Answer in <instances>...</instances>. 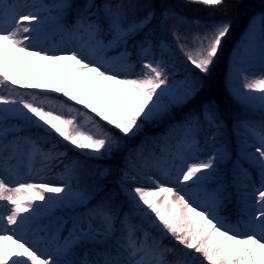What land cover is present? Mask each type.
<instances>
[{
	"label": "snow or ice",
	"instance_id": "snow-or-ice-1",
	"mask_svg": "<svg viewBox=\"0 0 264 264\" xmlns=\"http://www.w3.org/2000/svg\"><path fill=\"white\" fill-rule=\"evenodd\" d=\"M185 2L225 5V0ZM170 20L201 27L162 0L80 5L0 0V92L6 93L0 94V208L6 213L0 214V264H264V120L237 119L233 125L241 137L234 179L245 181V188L254 183L249 168L260 178L259 186L241 197L234 222L221 214L232 202L226 185L207 187L219 163L230 159L226 146L220 144L206 159L193 156L202 124L213 130V141L223 134L225 121L214 100L184 119L174 151L160 146L159 154L146 153L141 145L135 165L126 159L118 190L99 182L110 168L101 169L91 187L74 188L78 162L63 164L67 152L58 145L94 159L111 157L122 138L137 135L197 95V77H186L181 86L170 82L166 57L175 49L156 39ZM203 29L190 42H181L175 25L169 32L184 63L207 76L231 23L221 20ZM54 36L59 42L46 47ZM249 47L255 58L254 44ZM259 59L264 64V35ZM44 79L49 82H37ZM233 95L264 111V72L244 74ZM61 164L62 182L46 180ZM149 168L164 182L146 175ZM46 219L49 223L40 226Z\"/></svg>",
	"mask_w": 264,
	"mask_h": 264
},
{
	"label": "trees",
	"instance_id": "trees-1",
	"mask_svg": "<svg viewBox=\"0 0 264 264\" xmlns=\"http://www.w3.org/2000/svg\"><path fill=\"white\" fill-rule=\"evenodd\" d=\"M47 1L51 2V0ZM77 1L79 0H74V3H76ZM153 2L159 4L161 0H153ZM162 2L175 5L176 11L186 17L188 21L199 20L201 23V27L198 28L193 23L181 24L177 21L170 20L163 26V29L158 32L156 36L165 38L166 41L171 44L173 49H175V55L170 56V58L174 64L176 73L172 75L170 74V82H173L174 84H176V86H181L180 82L184 81L186 77L194 76L199 78L201 87L197 95L187 104L179 107H174L172 109L173 113L176 114L174 118H171L168 121H159L156 123L146 124L144 129L137 135L122 138V147L120 148V150L115 151L111 155V157L106 156L110 161H112L111 164L113 167L111 170V174H115L117 169L118 174H120V171L123 168L124 161L126 159H131L132 163L135 165L137 159L132 158L131 149L136 144L137 140L141 142L144 139L155 137L159 139V143H161L164 138L160 137V135L167 136L169 140L172 139L177 135L180 129V123H182L184 119L192 113V111H194L193 113H199L201 111L202 105L207 103L209 100H214L218 105L221 118L225 121V125L232 127L233 120L242 116L239 113L240 111L237 101L234 100L225 84L224 73L226 70L227 55L235 40L240 36V32L248 17L255 12L264 13V0H225V5L223 8L205 7L198 4L189 5L186 4L185 0H162ZM221 20L230 21V32L222 42L221 50L211 69L210 74L207 76H202L198 72V70H195L193 67L184 63V57L179 49L176 48V45L172 40L171 33L169 32V28L175 25L179 33L182 35L181 42H190L192 36L195 33L202 32L204 30V25H210ZM184 37H187V41L184 40ZM189 46L191 45L189 44ZM173 78H175L174 81H172ZM63 99H65L69 104H74V102L72 101H67V98ZM75 106L81 107L80 105ZM248 106L250 108H257L261 110L258 103H254ZM168 126L169 128H167ZM31 131L35 133L38 130L31 129ZM112 131L114 132V135H120L117 130L112 129ZM41 135L44 134L41 133ZM45 138L50 140V138L48 137ZM157 145L159 144L157 143ZM58 147L60 150L63 149L67 152V156L64 158V162H71L73 160L78 162V179H74L72 181V186L74 188L91 187L97 182L98 176L93 173L94 168L92 167V163L87 158L81 157L76 151H73L70 148H65L63 144L58 145ZM68 158L70 160H68ZM114 181L115 183H117V180ZM99 182L102 183L105 188H107L104 180ZM214 182L218 183L219 179ZM118 200L121 201V198H118ZM126 208L127 205H125V209ZM154 234L157 233H155L154 231ZM164 242L165 244L169 245L173 243V241H171L170 239H165ZM178 254L182 255L183 253L178 249ZM204 264H206V262H204Z\"/></svg>",
	"mask_w": 264,
	"mask_h": 264
},
{
	"label": "rangeland",
	"instance_id": "rangeland-1",
	"mask_svg": "<svg viewBox=\"0 0 264 264\" xmlns=\"http://www.w3.org/2000/svg\"><path fill=\"white\" fill-rule=\"evenodd\" d=\"M20 2L30 3L31 0H20ZM28 10L29 9H25V11H28ZM246 32H247V34L244 35V33H246ZM262 35H264V30H263V22L261 20V15L254 16L249 20L247 26L245 27V29L243 31L242 36L244 39L239 40L236 43V45H235V47H234V49L230 55L228 86L231 89L232 94L235 91L239 90L241 82H242V77L244 74L247 73L249 75L254 74V75L258 76L261 72H264V64H262L260 59H259V47H260ZM58 42H59V40L51 39L47 42V44L45 46L46 47H52L53 43H58ZM250 43H253L254 47L256 49V57L255 58L252 57L251 49L249 47ZM50 54H53V53L50 52ZM57 54H59V53H57ZM109 55H115V54L109 53ZM139 68H140V66H136L137 71H139ZM37 82H47V79L37 81ZM88 83L90 84V79H89ZM166 117H164V118H166ZM235 130L238 131L236 128H235ZM236 138L238 139L237 144L239 145L240 139H241L240 132H239V134H237ZM141 145H144V147L146 146L145 143L141 144ZM139 146H137V148ZM198 149H199V146H198ZM215 149H214V151H215ZM150 150H153V149H150ZM174 150L175 149H173L171 151H174ZM193 156H194V158L206 159L208 155L204 154V153L200 154L197 151L193 154ZM236 159H237V157L232 156L231 159L228 161V165H229L228 169L229 170H228L227 176L224 178L225 179L224 184L225 185L233 184L235 186V191L239 192V198L238 199L241 200L242 196H245L246 194H249L253 191L254 186L255 187L259 186L260 178H259V183H257L254 181L253 176H252V180L254 183H249V186L245 188L243 185L246 182L245 181H237L234 179V176H233V165H234V162L236 161ZM189 162H193V161L190 160ZM175 163L179 164V161H176ZM244 167H245V164H244ZM103 168H107V167L104 166ZM21 171L23 172L24 170L22 169ZM145 174L155 176L156 178L161 179V181L164 182L163 178L160 177L159 173L155 172L154 170H152L150 168L145 170ZM46 180H51V182L57 183V184L62 182L57 178V174H54L52 172L47 174ZM35 182H46V181L36 180ZM168 184H169V186H172L171 182H168ZM129 186H135V184L130 183ZM207 187L209 189L215 188V186L212 185V183L210 181H209ZM185 190H187V189H185ZM247 199H248L249 203H252V200H253L252 196L248 195ZM0 214H6L5 210L0 208ZM230 221H232V220H230ZM48 223H49V221L46 219V220L41 222L40 226L46 225ZM30 235L31 234L29 233V237H30Z\"/></svg>",
	"mask_w": 264,
	"mask_h": 264
},
{
	"label": "bare ground",
	"instance_id": "bare-ground-1",
	"mask_svg": "<svg viewBox=\"0 0 264 264\" xmlns=\"http://www.w3.org/2000/svg\"><path fill=\"white\" fill-rule=\"evenodd\" d=\"M247 34V32L245 33V35Z\"/></svg>",
	"mask_w": 264,
	"mask_h": 264
}]
</instances>
